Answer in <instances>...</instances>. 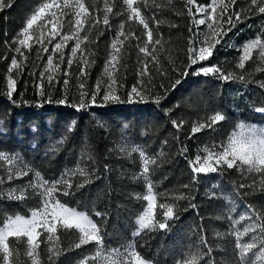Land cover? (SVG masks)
I'll return each mask as SVG.
<instances>
[{"label": "trees", "instance_id": "trees-1", "mask_svg": "<svg viewBox=\"0 0 264 264\" xmlns=\"http://www.w3.org/2000/svg\"><path fill=\"white\" fill-rule=\"evenodd\" d=\"M50 1L10 0L11 6L0 10V151L20 153L25 162L49 180L58 178L66 168H74L81 152H91L100 178L93 177L92 182L76 191L74 196L60 199L69 207L88 211L97 222L101 218L95 217L94 211L106 213L103 229L107 248L119 247L135 240L137 251L154 264H182V261L190 258V251L196 247L202 252L210 247L215 264H240L235 237L217 236V233H227L231 227L229 215L238 219L248 211L249 205L264 212V195L259 190L256 194L239 197L233 191L240 183L251 184L253 179L259 182L260 176L242 173L237 168L227 169L226 166L222 172L197 174L192 171L190 161H194L197 155L202 157L205 146L212 149L213 145L226 142L238 122H264V114L253 110L254 106H264V88L259 85V82H264V72L255 70L260 66L258 53L253 54V59L245 63L244 69L236 67L240 55L238 46L255 38L264 29V14H249L247 19L224 36L221 44L216 45L209 60L189 67L187 48L192 36L189 28L193 32L197 29L192 23L193 16L188 15L189 8L193 15L194 9L192 5L186 4V0H147V8L143 0H137L142 15L149 19L154 37L162 41L161 45L155 46L159 64L139 52L137 45L147 39L143 25L138 20H128L122 0H109V4L114 5L113 12L109 14L110 28L103 25L104 0H83L88 15L80 37L83 40L87 35L89 41H95H84L81 46L86 49L85 55L90 63L84 75H81L84 66L81 58L69 66L68 60L74 44L73 40H69L62 49L64 59L59 60V69L49 83L45 77L41 78V73L48 56L53 55L55 43L60 41L62 34L71 33L72 24L69 21L72 19L68 10L62 9L59 14L62 26H58L62 34L56 35L50 43L45 39L47 52L42 51L41 44L37 42L41 38L37 28L32 30L34 39L31 46L21 48L23 55L15 52V48L22 38L20 34L27 19L35 14L41 4ZM227 4L228 9L221 22L225 31L229 28L226 23L228 16L233 11L248 7L250 0H237L235 6L227 0ZM122 22L127 39L118 35ZM130 33L140 39H135ZM117 41L122 42L118 43L121 52L119 64L111 79L116 80L112 88L119 100L105 101L103 96L109 90L104 88L105 80L109 78L106 72L107 61L113 52L112 44ZM77 55L80 56L79 51ZM13 56L21 67L9 73ZM144 62H148L149 71L141 77L139 73ZM213 65L220 67L225 74H243L246 81H225L215 75L206 77L194 74L200 67ZM161 71L166 74L161 75ZM9 75L16 80L11 97L7 95ZM177 80L179 84H176ZM81 83L84 84L83 89L80 88ZM41 84L43 96L40 95ZM97 84L100 85L99 91ZM134 86L143 99L131 92ZM82 91L87 93V107L78 110L75 105L79 104ZM93 93L96 94L95 103H91ZM157 96L161 97L159 103L155 102ZM49 98L51 102H48ZM62 99L67 102L58 103ZM216 112L224 114L226 120L215 125L214 130L205 128L195 134L191 132L194 124L204 122ZM172 121L177 124L183 121V124L177 128ZM61 139L63 143L58 146L57 152H50L52 146ZM123 142L144 148L147 155L157 158L155 165H149L152 170L151 180L156 186L154 191L164 195H158L155 221L164 220L162 213L165 209L159 207L162 203H174L178 213L177 218L169 221L170 228L166 231L145 229L140 236L132 239V233L136 231V219L146 208V201L142 199L145 195V182L132 178L142 169V161L138 153L129 156L125 150L122 154L119 149ZM184 147L187 151L182 153ZM160 153L162 155L158 156ZM85 163L90 169L93 167L90 161L82 162L81 166ZM105 165L111 171L105 172ZM3 174L0 165V179ZM31 176L32 173H29L25 178L14 179L12 182L4 180L0 189L24 184ZM75 182H81V178L74 177ZM214 184L219 187L213 188ZM184 185H188V188ZM248 191L250 189H240L241 193ZM180 194L186 198L173 199ZM137 195L141 198L137 199ZM229 196L236 202L235 213L229 211ZM192 204L196 207H191ZM38 206L39 198L31 191L26 201L2 198L0 220L7 215L29 216L30 210ZM248 223L250 221H242L237 227L243 228ZM56 235L60 237L58 246L61 249L56 264H76V261L94 253V244L64 251L78 242L77 230H58ZM202 238L207 247L201 244ZM248 238L246 236L243 239ZM13 247L20 253V264H32L26 255L24 243L14 244ZM38 251L39 264H49L46 244L41 243ZM205 261L212 264L207 256L199 260L198 264H205Z\"/></svg>", "mask_w": 264, "mask_h": 264}, {"label": "snow or ice", "instance_id": "snow-or-ice-1", "mask_svg": "<svg viewBox=\"0 0 264 264\" xmlns=\"http://www.w3.org/2000/svg\"><path fill=\"white\" fill-rule=\"evenodd\" d=\"M144 6L147 8V0H143ZM232 5L237 4V0H230ZM124 6L128 13V20H138L141 25H143L144 35L146 40L142 44L137 45L139 52L143 53L145 57H151V61L155 64H159V59L155 55L157 49L156 45H161L162 41L160 38L154 37L153 30L149 27V19L142 15L141 9L137 6V0H122ZM195 3V0H186L187 5ZM10 0H0V10L5 7H10ZM114 5L109 4V0H104V16L103 25L111 27L109 22V14L113 12ZM159 7V5H157ZM53 8H74L73 13L76 19L72 24L73 31L71 35H61V39L58 43H55L53 48V54L60 53V60L63 61V51L66 42L74 39V46L71 47V55L75 57L80 52V58L83 61V67L81 68V75L85 74L87 65L90 63L87 56L85 55L86 49L82 48V43L84 41H89V36H84L83 40L80 37V31L83 29V22L80 19L81 16L87 18L88 8L85 6L83 0H64L63 5L59 4L57 0H51V2H45L40 5L36 10L35 14L31 15L26 21V26L22 29L20 35L24 39H19L18 43L21 46H29L28 40L31 39L29 36V30L33 28L34 23L42 18L47 10ZM228 9V4L224 0H210L207 6H197L195 9L196 13L203 14L200 19H196L193 15L192 9L189 8L188 15L193 16V25H195L197 31L193 32L190 27L189 32L192 36L189 38V45L187 48V56L190 61L189 67L196 65L200 61H207L213 56L214 49L216 45L221 44L224 36L232 31L237 24L243 22L247 19L249 14H264V0H250L248 7L243 8L239 11H233L227 18L226 23L229 25L227 31L223 29L221 20L223 19L224 13ZM121 13H117L120 15ZM51 19L48 21L51 23V31L47 38L41 37L37 40L42 46V51L47 52L48 48L45 46V39L50 43L56 35H59L57 28L58 25L62 26L61 21L57 18V13L55 11L50 12ZM155 18L153 17V20ZM157 24L160 21H155ZM99 21H97V24ZM205 25L207 30H201L200 26ZM174 26V25H172ZM121 31L118 33L119 36H125L123 31L124 23L119 25ZM91 31V29H89ZM102 35V33H98ZM129 35L133 36L135 39L139 40V37H135L134 33ZM128 37L125 36V39ZM94 43L95 41H89ZM120 41L114 42L112 44L113 52L110 54V58L107 61L108 67L106 72L108 76L113 77V72L116 70L119 64V55L121 48L118 47ZM151 46V51H150ZM238 51L241 53L238 57V62L236 67L238 69H244L245 63L253 59V53L258 52V57L260 61V66L255 70L257 72H264V29L257 33L255 38L249 39L242 45L238 46ZM15 52H21L20 47L15 48ZM39 56V51L37 53ZM90 55V53H89ZM72 59L68 60L69 66L72 64ZM53 65V56L49 55L47 58V66L51 68ZM21 64L18 62L17 58L13 56L11 59V64L8 69L9 73L13 69H20ZM109 68L111 71H109ZM56 69H59V64L56 65ZM148 62H144L143 68L139 75L143 77L148 74ZM161 71V75H165ZM185 74V73H182ZM195 75L203 74L204 76L215 75L218 79L222 80H239L241 82L246 81L245 75H235L233 72H228L225 74L220 67L213 65L209 67H200L198 71L194 72ZM45 73H41V78H43ZM67 75V73H65ZM251 75V73H249ZM54 77L48 75L49 83L52 82ZM67 84V81H65ZM116 83L114 78L111 79V83L108 86V92L105 93L103 99L105 101L113 100L118 101L119 97L114 94V89L112 85ZM141 84L144 83L143 80L140 81ZM180 81L177 80L176 84ZM16 80L12 78L11 75L7 79V95L12 96L15 91ZM260 87L264 88V82H259ZM175 85H173L174 87ZM41 91L40 95L43 96V85H39ZM163 87V85H161ZM80 88H84V84H80ZM100 85L97 84V91H99ZM131 92L137 96H141L140 91L137 87H133ZM86 92H81V99L78 105H75L77 109H83L87 107V102L85 97ZM143 99V96H141ZM161 97L157 96L155 99L156 103L160 102ZM96 94L93 93L91 96V103H95ZM48 102H51L49 98ZM66 99L58 101L60 104L66 103ZM253 110L256 113L264 114V106H254ZM226 120V116L220 112H216L211 117H208L204 122H199L194 124L191 129L193 134L200 132L205 128L215 129V125L219 122ZM173 125L180 128L183 124L181 121L177 124L176 121H172ZM71 130V129H69ZM63 143V139L53 145L49 150L52 153H56L58 146ZM218 149V150H217ZM119 151L123 154L125 153V148L121 147ZM186 147L181 149V152H186ZM203 151L207 153L202 159L200 155L195 157L194 161H190L193 166L192 171L197 174H208L217 171H223L224 166L227 169L237 168L242 173L247 172L250 174H259L260 179L257 182L253 179L251 184L240 183L236 188L233 189L235 194L239 196L253 195L259 190L260 194L264 195V126H258L255 123L240 121L234 130L227 138L226 142H221L219 145H213L212 149L205 146ZM133 153H138L142 160L143 168L139 174H134V180H143L146 184L147 193L143 195L142 199L147 202V207L144 209L143 214L139 216L136 221L138 228L132 233V237H138L141 235L142 231L145 229L155 230L159 229L166 231L170 228L169 221L177 218L178 213L175 211L174 203H162L159 205L161 209H165L162 215L164 217L163 221H155V209L157 207L156 201L158 195L160 194L154 191L155 185L151 180V171L149 165H155L157 163L156 157H150L147 155L146 150L139 146L131 147L127 155L131 156ZM161 156L162 153L157 154ZM0 161L7 162L8 165H13L14 167L9 168L8 180L11 181L15 178H21L33 174V178L30 179L26 184L22 186H16L9 188L7 190L0 189V199L7 197L9 200L16 201H26L29 198V191H31L35 196L39 198V206L30 210V215H7L0 220V262L2 264H20L19 256L20 253L13 247L14 244L24 243L26 245V255L33 260V264H39L37 257L39 256V249L41 243H45L47 246V252L49 253L48 259L49 264H56V259L61 255V249L59 248L60 237L56 235L58 230L78 231V242L64 249L65 252L71 251L74 247L75 249L81 248L83 245L94 244V254L91 256H85L83 259L76 261V264H154L150 259H145L142 254L137 251L135 240H132L126 244L120 245L119 247L107 248L104 244V229L103 224L106 220V213L102 211H94L95 217L101 218L98 222L94 221L89 215L88 211H80L77 208L69 207L66 202H62L60 197H70L74 196L76 191L85 187L87 184L92 182V178L95 177L99 179L100 176L94 167L96 161L92 156L91 152L83 151L81 152L80 158L74 168L65 169L58 178L45 179L41 173L35 170L31 165L24 161L20 153H6L0 151ZM84 161H90L93 167L90 169L87 163L81 166ZM105 172L111 171L108 165L104 166ZM79 176L81 182L74 183V177ZM4 183L3 179H0V185ZM188 188V185H184ZM213 188H218L219 186L214 184ZM240 189H250L248 192L241 193ZM214 195V194H213ZM137 199L141 197L136 196ZM184 194H180L178 197H174V200L185 199ZM227 203L231 205L230 213H235L236 202L232 200L229 196L227 198ZM94 207V206H93ZM191 207L195 208L196 205L192 204ZM248 211L241 214L238 219H233L229 215L228 219L231 221V227L227 233H217V236L222 235H232L235 237V247L238 250L240 264H264V212L258 211L255 207L249 205ZM250 221V223L243 226V228L237 227L242 221ZM251 233V235H249ZM248 236L247 240L243 238ZM43 237V239H42ZM201 244L206 245V241L202 238ZM212 249L207 247L206 252H202L199 247L190 251L189 259L182 261V264H198V261L203 259L204 256L208 257V260H212V264H215L212 257ZM205 264H208L205 261Z\"/></svg>", "mask_w": 264, "mask_h": 264}, {"label": "rangeland", "instance_id": "rangeland-1", "mask_svg": "<svg viewBox=\"0 0 264 264\" xmlns=\"http://www.w3.org/2000/svg\"><path fill=\"white\" fill-rule=\"evenodd\" d=\"M51 2V1H50ZM57 2L59 3V4H61V5H63V3H64V0H57ZM69 2L71 3L72 2V0H69ZM224 2L227 4V0H224ZM210 3V0H195V3H193V4H191L192 5V7H193V9H194V12H195V9H196V7L197 6H207L208 4ZM62 9H67L68 10V12L70 13V15H71V19H72V22L74 23V20L76 19V17H74V15H73V13H74V11H75V9L74 8H62ZM62 9H57V8H53V9H51V10H47L46 11V13L44 14V16L42 17V18H40V19H38L35 23H34V25H33V28L32 29H30L29 30V36L31 37V39L30 40H28V45H30V43L32 42V40L34 39L33 38V35H32V30L34 29V28H37L38 29V31L40 32L39 33V37H45L46 35H49V33H50V31H51V23H49L48 21L51 19V17H50V12H52V11H55L56 13H57V18L59 19V14H60V11L62 10ZM202 15L203 14H200V13H194V16H195V18L196 19H200L201 17H202ZM80 19L82 20V22H83V26H84V23H85V20H86V18L84 17V16H81L80 17ZM221 22H222V20H221ZM26 26V25H25ZM200 29L201 30H204V31H206L207 30V28H206V26L205 25H202V26H200ZM57 31H58V33H60L59 35H61L62 33L60 32V30H59V26H58V28H57ZM72 31H73V27H72V25H71V33L69 34V35H71L72 34ZM81 32V31H80ZM63 35V34H62ZM21 39H24V37L22 36V38ZM73 40V43H75V40L74 39H72ZM31 46V45H30ZM72 46H74V44L72 45ZM17 47H20V48H28L29 46H21V45H19V43H18V45H17ZM54 48V47H53ZM255 53H258V52H254L253 54H255ZM59 54L60 53H55V54H53L52 56H53V65L51 66V68H48V70L46 71L45 69H46V66H47V63H46V65H45V68H43V73H45V75H44V77L46 78V79H48V75H55V73H56V71H57V69H56V65L57 64H59L58 62H59V60H60V58H59ZM241 54V53H240ZM70 59H72V61L74 62V61H79V59H80V56L79 55H76L75 57H73L72 55H71V53H70ZM109 70H110V68H109ZM111 78L109 77L108 79H106L105 80V84H104V88H106L107 90H108V86H109V84L111 83V80H110ZM99 99V98H98ZM245 122H250V123H255V124H257L258 126H264V122H260V123H256L255 121L254 122H251V121H245ZM234 130H236V127H235V129ZM233 130V131H234ZM232 131V132H233ZM231 132V133H232ZM133 146H136V145H131V144H127L126 142H123V144H122V147H124L125 148V150L128 152V151H130V149H131V147H133ZM218 150V149H217ZM205 153V152H204ZM205 155H207V153H205L203 156H202V159H203V157L205 156ZM142 161V160H141ZM0 165H1V169H2V171H3V177H2V179L3 180H5V181H9L8 180V169L9 168H12V167H14L13 165H8L7 164V162H3V161H0ZM142 168H143V163H142ZM142 171V169L137 173V174H139L140 172ZM26 176H24V177H21V178H25ZM21 178H15V179H21ZM33 178V174H32V176H31V179ZM14 180V179H13ZM30 180V179H29ZM29 180H27L26 181V183L29 181ZM11 182H12V180H11ZM26 183H24V184H26ZM24 184H21V185H19V186H22V185H24ZM13 187H16V186H13ZM12 188V187H11ZM7 190V189H6ZM147 193V188H146V184H145V194ZM146 207H147V202H146ZM146 209V208H145ZM143 214V212L140 214V215H142ZM30 215V214H29ZM139 215V216H140ZM139 216H138V218H139ZM138 218L136 219V221L138 220ZM137 228H138V225H137V223H136V230H137ZM132 239H134V238H132ZM132 241V240H131ZM130 242V241H129ZM94 254V253H93ZM92 254V255H93ZM91 256V255H90ZM31 259V262H32V264H33V260H32V258H30ZM38 259V258H37Z\"/></svg>", "mask_w": 264, "mask_h": 264}]
</instances>
